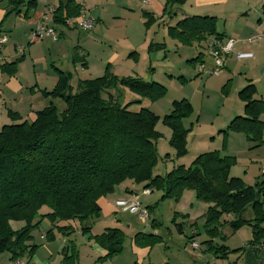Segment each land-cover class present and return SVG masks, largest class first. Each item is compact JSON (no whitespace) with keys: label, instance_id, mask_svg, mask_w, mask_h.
Masks as SVG:
<instances>
[{"label":"trees","instance_id":"16d2710c","mask_svg":"<svg viewBox=\"0 0 264 264\" xmlns=\"http://www.w3.org/2000/svg\"><path fill=\"white\" fill-rule=\"evenodd\" d=\"M187 1L165 0L163 13ZM37 6L36 0H7L4 18L15 14L26 20ZM79 11V4L72 0L58 5L52 25H65L64 18H75ZM215 23L214 17H186L168 28V35L183 44L206 42L210 36L222 41ZM162 46L149 44L147 49L150 52ZM201 56L198 54L191 61L196 63ZM21 59L3 63L0 71L13 75ZM108 69L106 66L99 78L79 81L75 90L70 86L71 75L57 71L54 88L40 93L46 99H60L65 105L62 112L50 102L35 113L32 121L0 127V254L9 255L10 261L30 258L37 249L29 245L31 234L43 218L52 226L63 223L57 227L62 231L72 230L70 223L77 222L81 234H88L91 223L101 216L98 200L130 182L142 190H159L162 200L179 202L184 192L191 191L196 200L206 203L204 228L209 239L204 242V252L214 256L227 255L224 247L216 249L213 245L222 216L234 218L225 222L232 231L249 226L252 239L244 249L246 264H264V180L245 187L240 178L229 176L235 159L219 151L200 154L187 168L173 166L163 176L154 175L158 164V117L145 109L131 112V104L121 106L117 97L122 89H127L141 98L156 100L165 95V89L140 78L116 77ZM111 90H118L116 98ZM255 94L252 84L238 92L244 105L243 115L233 118L219 132L224 138L236 133L254 146L263 144L264 123L260 116L264 107L261 100L254 98ZM192 114L190 103L180 100L172 103L169 115L162 119L171 131L169 144L176 156L186 153L188 130L183 120ZM43 206L50 212L38 216ZM245 208H250L252 219L240 218ZM11 222L24 225L13 230ZM90 238L106 252L99 261L113 258L122 250L123 232L119 229H106ZM253 249L258 251L253 253ZM69 258L73 264L72 257Z\"/></svg>","mask_w":264,"mask_h":264},{"label":"rangeland","instance_id":"374dc122","mask_svg":"<svg viewBox=\"0 0 264 264\" xmlns=\"http://www.w3.org/2000/svg\"><path fill=\"white\" fill-rule=\"evenodd\" d=\"M141 1L129 0L128 7L122 4L121 0H115L112 5L114 9H110V12H114L115 9H118L120 12L127 11L128 18L133 19L132 24L138 26L140 7H142V10L146 8L147 11L151 9L149 5H146V3L142 4ZM40 2L42 3V0ZM84 5L86 6L85 3ZM38 8L39 6L36 11L40 13ZM208 9L211 10L210 14L212 15L207 16L216 18L215 31L217 33L233 34L235 37L230 38H236L235 40L239 41H244L248 38L239 39L238 37H244L249 31L243 24L244 21L254 20V16L249 14L248 20L243 21V19H246L243 11L247 9L244 0H223L222 3L208 7ZM177 11L183 12L188 17L197 14L196 6L192 0H188L182 6H178ZM174 14H176L175 11H172L170 15L164 13L166 17L165 21H170L174 17ZM177 14L179 15H176V17L183 16L180 13ZM90 16L94 20V25L90 31L86 32L88 34H92L95 26L94 15L91 14ZM100 25L105 27L103 23ZM106 26H109V22H106ZM120 26L116 25L113 28L114 31L111 32L114 39L109 34H106L105 40L101 39L99 41L102 43L99 46L96 43H92L87 50L85 46L82 47L88 54L90 53V58L87 56L88 63L91 62L97 67V71L92 73V76L94 74H97L95 76H102L104 74L103 68L107 64L102 67L99 64L103 52L115 51L121 56L123 49L120 43L121 38L119 37ZM165 26L164 22L156 24L150 18L147 19L142 24V39L148 43L154 42L153 45H163L162 49L149 52L146 48L147 45L140 52L146 56L147 51L150 57L142 56L140 64L134 71L117 69L120 72V76L137 78V75L143 78L142 80L158 84L165 89V95L156 100L141 98L127 89H122L124 94H118L119 96L117 97L121 106L131 104L128 108L131 112H139L141 109H145L158 117L155 125V131L159 134L156 142L158 164L153 174L163 176L165 173L170 172L173 166H184L187 168L200 154L219 151L221 155L230 156L235 159V164L231 167L229 176L240 178L245 187H253L256 182L264 180L259 172V163L264 160V127L262 131L263 144L260 146H254L250 142L244 144L242 141L231 140L229 135L234 133H229L224 138L222 134H217V130L220 127H225L226 122L235 116L232 112L242 104L237 97V93L238 90H241L239 89L240 85L244 83V76L253 78L249 84L255 87L256 94L254 98L261 100L264 107V51L259 50L258 53L260 55L257 62L252 60L256 51V45L250 46L249 51L244 49V51L235 52L234 55L236 53L248 52L252 54V57L239 60L234 56V60L238 63L234 70H231L232 77L229 75L230 71L224 68L218 76H209L199 72L201 63H204L205 70H208L210 66L205 63V59L208 57L206 54V42L183 44L178 39L175 41L173 37L168 35ZM73 32L80 39L81 36L85 35V33L75 30ZM38 41L30 43H39ZM262 41L258 44H264ZM198 54H202V56L196 63H193L191 60ZM29 59L31 60L30 64L25 66L21 72H18L19 66H17L13 75H7L1 71L0 74L8 77L28 79L30 80V86L34 89L39 82L42 88L45 87L48 73L51 72L58 75L57 71L61 68L60 62L57 63L46 59L42 50L36 52L35 55H30ZM0 61H2L1 58ZM99 70L101 71L99 72ZM108 71L111 73L110 66ZM71 75V78L74 80L89 78L87 73L79 75L72 71ZM225 76H229L228 78H231V80L226 79L227 77ZM4 84V82L1 83L0 77V126L22 123L25 120L24 118H21L18 114L16 118L14 117L12 105L15 95L9 94ZM73 90H75V87ZM117 91L111 90L115 98ZM14 94L17 93L14 92ZM24 98L25 95L23 96ZM41 100L44 102V106H48L52 102L58 112H62L65 109V105L60 99H46L43 96H40L33 104L38 105ZM180 100H186L190 103L193 108V114L183 120V126L188 130L185 137L186 153L182 156H176L175 150L169 144L171 131L162 123V119L169 115L172 103ZM260 121L264 123V108ZM127 183L130 182H126L124 185ZM150 191V197H139L141 208L145 209L148 214V218L142 222L137 215L126 212L118 214L115 223L107 222L102 227L94 226L95 222L93 221L90 232L83 235L79 230L77 222L70 223L73 227L72 230L62 231V229L57 227L63 226V223L52 226L47 218H43L35 233L33 231V234L37 236L39 233H42V235L48 236L47 241L52 242L56 239L66 240L64 249L60 252L61 264H72L69 257H72L73 264H246L247 257L244 249L247 248L248 243L252 239V231L249 226L244 225L237 231H232L225 222H229L234 218L230 215L222 216L219 220L220 226L217 227L219 232L215 239H213V245L216 249L224 247L227 250V255L225 258H222L219 253L214 256L209 251L204 252V242L209 239L204 228V216L208 205L196 200L195 197L193 200H190V198L180 199L179 202H174L170 199L162 200V193L159 190L150 189ZM189 195H193V192L189 191ZM182 211L186 213L195 212V214L192 213L194 215L190 221L187 218L185 219L187 221L183 223L182 230H180L177 226L178 224L176 225L173 220V216L175 212L182 214ZM49 212V208L43 206L40 208L38 216ZM240 218L244 220L252 219L250 208H245ZM188 221L191 224L187 223ZM10 225L13 230H17L24 224L23 222H11ZM149 227L151 229L150 233L147 232ZM262 227L264 228V224ZM111 228L119 229L123 232L122 250L120 254L113 258L101 259L99 261L98 259L102 257L99 250L104 249L91 240L90 237L93 235L90 233L100 235L105 229ZM193 230H197L196 232L199 235L194 236L193 241H191L189 238L193 234ZM192 242L197 244L198 248H193Z\"/></svg>","mask_w":264,"mask_h":264},{"label":"crops","instance_id":"0c3cea01","mask_svg":"<svg viewBox=\"0 0 264 264\" xmlns=\"http://www.w3.org/2000/svg\"><path fill=\"white\" fill-rule=\"evenodd\" d=\"M36 1L39 6L38 11L40 13H38L37 11L30 13L29 18L25 20L21 16H16L15 14H11L10 16L4 18L6 12L7 0H0V36L2 35L6 36L5 44L0 46L1 47L0 58L2 60L0 61V64L6 62L7 63L14 62L15 60L22 57L21 61L17 65L19 66L18 72H21L22 69L25 68V66H28L30 64L31 61L29 59L30 55H35L36 52L42 50L45 54L46 59H49L57 63L58 62L61 63V68L58 69V71H61L63 73H68L70 75L72 71L79 75H83V74L85 75V73L88 74L89 78H84V79L78 78L76 80L71 78L70 86L72 87V89L76 87L79 81L101 77V76H95L97 74H94V76H92V73L97 71V67L95 64H92L91 62L88 63L87 56L90 58V53L88 54L87 51H85L82 47L85 46L87 50V48H89L92 43H96L97 46H99L100 44H102L99 41H101V39L105 40L104 38L106 34H109L110 37L114 39V36L111 35V32L114 31L113 28H115L116 25H121L119 28V37L121 38L120 43L123 49L122 54L120 56L119 53L115 51H108L106 53L103 52L102 57L99 60V64L101 65V67L107 64L106 66L111 67L112 75L119 78L120 77L125 78V76H120L119 74L120 72H118L117 69L134 71V69H136V67L140 64L142 56L143 57L147 56V58L150 57V54L148 55L147 53L148 50L146 51L147 54L146 56H144V54L140 52L141 49H143L145 46L154 43L152 41L148 43L146 40L142 39V29H143L142 24L145 23L147 19L150 18L156 24H159L160 22H164L166 24L165 26L166 32L168 33V28L174 27L178 21H181L182 19L188 17L185 16L183 12L177 11L178 6H173L168 10L167 14L168 13L171 14L172 11H175L176 14H174V17L171 18L170 21H165L166 17L164 16L163 13L165 0H157V1L146 0V2L145 0H142L141 3L142 4L146 3V5H149L151 9L147 11L146 8H143L142 10V7H140L139 10L140 16L138 18L139 25L134 26L132 24L133 19L128 18L127 11L120 12L118 11V9H115L114 12H110V9H114L112 5L115 2V0H72L75 5L79 3H83V4L85 3L89 14L94 15L95 26L92 30V34L82 32L74 27L53 24V28L55 29L58 35V41L54 42L51 39L46 38V39H42L41 41L39 40L38 41L39 43L33 44L30 43L34 41H30L29 33L38 24L40 19L39 16L43 12H45V7L50 6L55 9L58 5H65L66 2L69 0H42V3L40 2V0H36ZM121 1L122 4H125L126 6L129 7V0H121ZM192 2L196 6V11H197L196 12L197 14L192 16L208 17L207 15H212L210 14L211 10H209L208 7L220 4L223 2V0H192ZM244 2L247 5V9L243 11L246 17V19H243V21L248 20L249 14H252L254 16V20L244 21L243 24L245 25L246 29H248L249 31L245 34L244 37L238 36L239 39L260 33L264 29V19L262 17V5L264 3V0H244ZM152 3L156 5H153ZM177 13H180L183 16L176 17V15H179ZM106 22H109L108 27L106 26ZM102 23L104 24L105 27L100 25ZM110 28L111 31L109 32ZM74 30L77 32L85 33V35L81 36L80 39L78 35H74L75 34V32H73ZM219 35L223 38L222 42H224L227 38L235 37L233 34L226 35L224 33H221ZM236 41L237 43H235L233 47V52L227 55L226 57H224L223 68L227 71H230L229 74L230 77H232L231 70L233 71L236 64L238 63L234 60L235 52L244 51V49L249 51L250 46L256 45V51L254 52L255 54L252 60H254V62H257L259 61V57H258L260 55L258 53L259 50L264 51V44L262 45L258 44L260 41L253 44H246L243 43V41H239V40ZM262 42H264V40ZM29 44L32 45L29 46ZM8 45L10 46L8 47ZM207 58L205 59V63H207V65H210L207 70L209 71L213 68V63L210 58L208 59ZM103 70L105 71V68H103ZM100 71L101 70H99V72ZM0 77H1V83L4 82L5 83L4 85L7 87V92L11 95H15L14 103L12 107L14 109V114L16 113V117L18 114L20 115L21 118L25 119L22 122L32 121L34 119L35 113L46 107L44 106V102L42 100L38 105H34L33 103L34 101L38 100L39 97L41 96L40 93L41 90H44L46 92L51 91L58 80V76L50 72L46 77L45 87L42 88L39 82L37 86L33 89V87L30 86L31 85L30 80L28 79L22 77H18V78L8 77L2 74H0ZM127 77H131V76H127ZM136 77L143 79L137 75ZM225 77H227L226 79L231 80V78H228L229 76H225ZM244 77H245L244 83L240 85L239 88L241 90L249 83H251L253 79L252 77L251 78L247 76ZM227 83H229V81H227ZM239 91L240 90H238V92ZM14 92L17 94H14ZM120 92L121 94H124L122 90ZM24 95L25 98L23 99ZM243 109H244V105L242 103L239 107H237L234 110V112H232L234 113L233 115L235 116H233L232 118H230L228 122H226L227 124H225V127L223 126L218 128L217 134L220 131L224 130L233 118L237 116H242ZM229 138L231 140L240 141V142L242 141L244 144H248V141L246 140L245 136L241 134H236V133L230 134ZM141 191H142V187L139 185H134L132 183H127L126 185L121 184L120 186L115 188L112 194L100 198L98 200V204L101 209V216L99 219L94 221L95 222L94 226L96 225L102 227L105 224H107V222L115 223L117 221L116 219L117 215L123 214V212H121L115 205L117 201L130 199L133 195H138L139 197L143 196L146 198L150 197L151 193L149 195H142ZM186 198H190V200H193L194 194L189 195V192H184L181 199L184 200ZM192 213L195 214V212L186 213L183 211L182 214L176 212L174 213L173 220L175 221L176 225L177 224L181 225L180 230H182V225L184 222H186L187 220L190 221L193 218L194 214ZM186 218L187 220L185 221ZM189 221L187 223H190ZM148 229H149L148 233H150L151 231L150 227ZM196 231L193 230V234L189 238L191 239V241H193L194 236L199 235ZM90 234H92L93 236L98 235V234H93L92 232ZM31 236L32 239L29 242V245L37 246V249L30 258H25L27 264H61L60 252L61 250L64 249V246L66 244L65 239L63 240L56 239L53 242L47 241L48 236L42 235V233H39V235L36 236L33 234V232ZM100 250H99L100 256L103 257L106 252L102 249ZM9 258L10 257L7 254H0V264H7L10 261Z\"/></svg>","mask_w":264,"mask_h":264},{"label":"built area","instance_id":"2783aa9c","mask_svg":"<svg viewBox=\"0 0 264 264\" xmlns=\"http://www.w3.org/2000/svg\"><path fill=\"white\" fill-rule=\"evenodd\" d=\"M80 11L79 15L75 18H64V24L66 26L74 27L82 32H88L94 25V20L91 18L87 7L83 3H79ZM54 8L50 6L45 7V12L41 14L38 24L30 31V41H38L42 39H51L52 41H58V35L52 25V17L54 14ZM64 17V16H63ZM264 39V29L255 35L248 37L243 43L253 44ZM6 37L0 36V46L5 44ZM237 43L235 39L227 38L224 42L218 40L215 37H208L206 40V54L213 63V68L209 71L205 70L203 63L199 66V72L207 74L209 76H218L224 67V57L233 52V47ZM237 59H248L252 57L251 53H236ZM260 176L264 179V160L259 165ZM142 195H149L150 191L145 189L141 191ZM116 207L123 213H129L137 215L140 221H144L148 218V214L145 209H142L139 203V196L133 195L130 199L117 201ZM193 248H198V245L192 242ZM7 264H27L25 259H16L9 261Z\"/></svg>","mask_w":264,"mask_h":264},{"label":"water","instance_id":"95a60500","mask_svg":"<svg viewBox=\"0 0 264 264\" xmlns=\"http://www.w3.org/2000/svg\"><path fill=\"white\" fill-rule=\"evenodd\" d=\"M149 231V229H147V232ZM258 249H253V253L257 252Z\"/></svg>","mask_w":264,"mask_h":264}]
</instances>
